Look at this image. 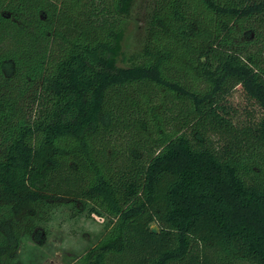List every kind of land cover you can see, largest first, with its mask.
<instances>
[{"label":"trees","instance_id":"16d2710c","mask_svg":"<svg viewBox=\"0 0 264 264\" xmlns=\"http://www.w3.org/2000/svg\"><path fill=\"white\" fill-rule=\"evenodd\" d=\"M137 1L0 0V264L64 202L109 220L70 264H264V181L194 129L264 152V0H153L126 55Z\"/></svg>","mask_w":264,"mask_h":264},{"label":"rangeland","instance_id":"374dc122","mask_svg":"<svg viewBox=\"0 0 264 264\" xmlns=\"http://www.w3.org/2000/svg\"><path fill=\"white\" fill-rule=\"evenodd\" d=\"M152 1L138 0L132 10L122 45L126 55L139 50L142 46ZM119 66L125 67L126 64L119 62ZM235 97L236 102L241 105V94L238 92ZM206 126L208 127L207 124ZM233 126L231 135L225 133L227 128L194 129L203 132L205 140L216 152L228 160L238 162L240 175L246 182L264 181L263 150L253 135L249 137L238 135L237 124ZM194 129L188 130L187 133L190 135ZM232 134L237 136L234 138ZM89 208L88 204L64 202L43 209L35 225L43 228L45 235L39 236L37 240L31 239L28 235L22 236L16 257L11 264L72 263L88 248L96 245L108 229L109 220L104 216L91 214ZM153 228L157 229L156 226Z\"/></svg>","mask_w":264,"mask_h":264},{"label":"water","instance_id":"95a60500","mask_svg":"<svg viewBox=\"0 0 264 264\" xmlns=\"http://www.w3.org/2000/svg\"><path fill=\"white\" fill-rule=\"evenodd\" d=\"M154 231H156V228H152Z\"/></svg>","mask_w":264,"mask_h":264}]
</instances>
